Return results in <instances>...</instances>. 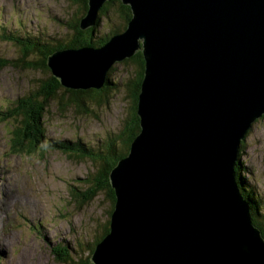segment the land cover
<instances>
[{"label":"water","instance_id":"obj_1","mask_svg":"<svg viewBox=\"0 0 264 264\" xmlns=\"http://www.w3.org/2000/svg\"><path fill=\"white\" fill-rule=\"evenodd\" d=\"M106 1L88 0L82 29ZM122 1L133 12L125 30L46 61L63 85L100 89L110 64L144 45L141 129L109 174L111 231L91 261L264 264V235L236 170L242 140L264 115V0Z\"/></svg>","mask_w":264,"mask_h":264},{"label":"rangeland","instance_id":"obj_2","mask_svg":"<svg viewBox=\"0 0 264 264\" xmlns=\"http://www.w3.org/2000/svg\"><path fill=\"white\" fill-rule=\"evenodd\" d=\"M79 7V2L71 0H0V60L12 62L0 69V110L9 106L13 110L16 98L40 91L41 81L47 82L52 76L63 88L73 89L58 93L63 103L58 102L60 98L49 101L43 116L46 138L32 152L21 151L19 146V151L14 150L15 128L23 125V118L19 123L15 114L8 118L0 114V264H84L89 244L96 241L92 255L105 236L107 223L110 228V210L116 199L111 202L103 187L96 188L88 199L84 193L99 176L104 162L102 157L94 155L109 138L122 148L117 136L127 131L126 119L130 118L133 104L127 82L139 66L115 62L110 75L115 86L94 99L87 97L85 110L69 101L72 91L77 89L63 85L46 64L51 52L64 48L55 49L45 57L38 51L24 52L17 42L6 39L10 33L38 37L43 43L67 42L71 31L66 23L87 13L86 10L81 15ZM109 12L98 31L112 30L123 23L118 8ZM42 64L44 70L39 69ZM253 125L243 142L240 158L245 168L243 179L248 180L247 186L257 198L253 206L258 205L262 214L264 116ZM64 139L72 142L64 141L62 148L56 141ZM26 140L23 143L21 140L19 145L27 142L32 147ZM83 141L90 147V156L64 149L82 145ZM62 247L67 251L61 250Z\"/></svg>","mask_w":264,"mask_h":264},{"label":"trees","instance_id":"obj_3","mask_svg":"<svg viewBox=\"0 0 264 264\" xmlns=\"http://www.w3.org/2000/svg\"><path fill=\"white\" fill-rule=\"evenodd\" d=\"M71 1L72 2L76 1L80 3L81 8L80 7L79 8L81 15L86 12L88 8L87 5L88 0H71ZM114 8H118L119 15L123 23L115 26L112 30L109 29L104 32L98 31L99 27L101 26L103 17H109L111 13L109 12L110 9H114ZM131 17H132V11L130 5L124 4L122 0H107L100 9L98 18L96 20L97 23L94 24L93 26H90L87 29H82L79 26V21H80L79 17L75 18L74 21H69L66 23L69 27L68 29L71 31V38L67 42L56 41L57 43H50V42L43 43L38 37L31 38L26 34H18L12 36L10 33L9 36L6 37V39H11L15 43L17 42L24 52L38 51L46 57L48 53L58 48H66V47L80 48L86 45L102 46L107 41H109L112 35L125 30L127 23ZM1 60H0V69L4 65L8 63H12L9 61H1ZM120 62L131 63V64L133 63L135 67L137 65L139 66V69L135 70V73L127 82V85L130 90V95L133 100L132 101L133 104L130 112L131 115L129 119H126L125 130L127 131H122L120 135L117 136L119 137L118 141L122 142V148H118L115 139L109 138L108 141L105 142V145L102 148V150H100L96 155H94L95 158L102 157L104 159V162L102 163V168L99 172V176L94 178V182L92 183L90 189L84 193V197L87 199L91 197L89 195L92 194L96 188H100V187L106 189L108 195L110 196L111 202H113L116 199L115 191L114 188L111 186L110 177H109L111 168L116 164L117 160H119L122 156L128 154L132 140L135 138V136L139 133L141 129L140 118L137 113V104H138L139 92L141 89V82L144 76V68H145L144 55L141 51H138L132 57L126 58L125 60ZM36 63L38 64V61H36ZM36 63H32V64H36ZM44 66L45 64H42V66H39V69H43ZM113 66L109 68L108 70L109 72L107 71L108 72L107 78L109 80L106 81L107 83L105 82V80L103 81L104 86L102 88L100 89L89 88L86 90L77 89L75 91H72L73 95L72 98H69V101L72 104H76L75 106L87 110L88 109V106L86 105L87 97L94 99L96 98L97 95H100L102 93L104 94L106 92L108 93L109 90L115 86L112 79L110 78V75L114 70ZM32 67L35 68V65H32ZM46 70L49 71L47 66H46ZM41 83H43L42 84L43 88L40 89V91L38 92L31 91L22 97L16 98L13 101L12 106L15 112L12 109H10L11 106L7 107L5 110H0L1 111L0 114L5 111V113L1 114L2 117L5 116L4 118H8L9 116L15 114L19 123L23 118V125L20 127L18 126L19 127L18 129L15 128V132H14L15 137L13 138L14 150L19 151V147H20L21 151L27 150L28 152H32V150H36V148L43 143V141L46 138L43 116L45 114V111L47 110L49 101H53L54 99H57L58 101V99L60 98L61 102L60 101L58 102L61 104L63 103L64 100L63 97L58 95V93H60L63 90H73V89L63 88L59 80L54 76H52L47 82L41 81ZM21 140H22L21 143H23L25 140L28 141L30 144H32V147L27 145V142L23 144L24 147L20 146L19 143ZM64 141L65 143L72 142L69 139L68 140L64 139V140H58L56 141V143L63 148L65 145ZM243 142L244 141H242V143ZM84 143L86 142L83 141L82 145H74L71 148L65 147L64 149L72 150L73 152L79 151L80 154H87L90 156L91 155L89 151L90 147H88ZM240 157L239 160L241 159ZM244 169L245 168L243 166V162L241 161V163L239 164L238 161L236 170H237V178L240 185V189L244 194V197L250 203V206L253 211L254 222L258 224L259 228L262 230V234L264 235V211L262 214H260L259 213L260 208L258 207V205H255V207L253 206V204L257 201V198L253 195L254 194L253 190L247 186V182H246L247 180L245 181L243 179ZM112 212H113V203L110 213L112 214ZM107 225L105 227V231L103 235H106L108 233L109 228ZM95 244L96 241L92 244H89V247H87V251H86L87 256H86V260L84 261V264H92L91 252L93 251ZM61 250L67 251V248L62 247ZM78 259H80V257H78Z\"/></svg>","mask_w":264,"mask_h":264},{"label":"bare ground","instance_id":"obj_4","mask_svg":"<svg viewBox=\"0 0 264 264\" xmlns=\"http://www.w3.org/2000/svg\"><path fill=\"white\" fill-rule=\"evenodd\" d=\"M124 4H125V3H124ZM128 5H130V4H128ZM130 7H131V6H130ZM131 11H132V9H131ZM132 14H133V12H132ZM130 19H131V18H130ZM129 21H130V20H129ZM107 42H108V41H107ZM107 42H106V43H107ZM103 45H104V44H103ZM139 47H140V48H138L136 51L133 52V55H134L136 52H138V51H141V52L143 53V55H145L144 52H143V50H142V49L144 48L143 43L140 42ZM75 49H76V48H75ZM125 59H126V57L124 56L123 58H120V59H116V60H114V61L110 64V66L107 68V71L109 70L110 67L113 66V64H114L115 62H120V61H123V60H125ZM103 81H104V80H103ZM2 110H3V109H2ZM0 112H1V111H0ZM3 113H5V111H4ZM3 113H1V114H3ZM253 126H254V125L252 124V125L249 127L250 130L253 128ZM250 130H249V131H250ZM45 137H46V136H45ZM244 140H245V139H243L242 141H244ZM132 141H133V140H132ZM243 146H244V145H243V143H242V146H240V147H241L240 150L243 149ZM240 154H241V151H240ZM128 155H129V153H128L127 155L121 157L120 159H122V158H124V157H126V156H128ZM239 157H240V155H239ZM120 159H119V160H120ZM119 160H118V161H119ZM116 164H117V162H116ZM116 164H115V165H116ZM115 165L111 168V171H112V169L115 167ZM111 171H110V172H111ZM247 181H248V180H247ZM111 186H112V185H111ZM112 187H113V186H112ZM113 188H114V187H113ZM114 191H115V197L117 198L115 188H114ZM247 201H248V200H247ZM114 207H115V204H114ZM249 208L252 210L251 206H249ZM113 210H114V208H113ZM112 213H113V212H112ZM252 213H253V211H252ZM252 213H251V214H252ZM7 230H8V228H7ZM110 231H111V230H110ZM2 248H3V247H2ZM1 256H2V255H1ZM74 258H75V257H74ZM76 259H78V258H76Z\"/></svg>","mask_w":264,"mask_h":264},{"label":"flooded vegetation","instance_id":"obj_5","mask_svg":"<svg viewBox=\"0 0 264 264\" xmlns=\"http://www.w3.org/2000/svg\"><path fill=\"white\" fill-rule=\"evenodd\" d=\"M264 116V115H263ZM251 130L248 132V135L250 134ZM248 137V136H247ZM241 163V159L239 160V164Z\"/></svg>","mask_w":264,"mask_h":264}]
</instances>
